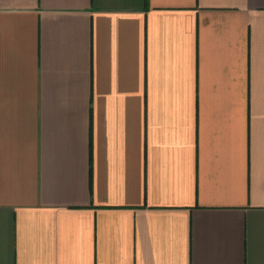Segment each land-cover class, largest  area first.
Instances as JSON below:
<instances>
[{
	"label": "crops",
	"instance_id": "obj_1",
	"mask_svg": "<svg viewBox=\"0 0 264 264\" xmlns=\"http://www.w3.org/2000/svg\"><path fill=\"white\" fill-rule=\"evenodd\" d=\"M0 264H264V0H0Z\"/></svg>",
	"mask_w": 264,
	"mask_h": 264
}]
</instances>
